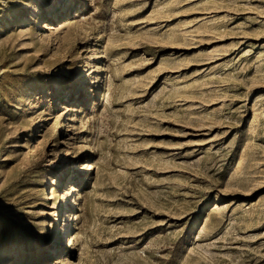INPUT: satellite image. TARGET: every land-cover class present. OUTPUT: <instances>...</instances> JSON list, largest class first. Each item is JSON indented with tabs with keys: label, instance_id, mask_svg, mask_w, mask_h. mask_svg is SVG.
<instances>
[{
	"label": "rangeland",
	"instance_id": "1",
	"mask_svg": "<svg viewBox=\"0 0 264 264\" xmlns=\"http://www.w3.org/2000/svg\"><path fill=\"white\" fill-rule=\"evenodd\" d=\"M60 1L0 0V264H264V0Z\"/></svg>",
	"mask_w": 264,
	"mask_h": 264
},
{
	"label": "bare ground",
	"instance_id": "2",
	"mask_svg": "<svg viewBox=\"0 0 264 264\" xmlns=\"http://www.w3.org/2000/svg\"><path fill=\"white\" fill-rule=\"evenodd\" d=\"M59 1H60V0H59ZM60 2H61V1H60ZM52 164H53V163H51V165H49V166L52 167ZM84 165H85V164H84ZM57 183H58V181L54 178V179H52V183L50 184V186H55ZM69 191H70L69 194H70L71 192L75 191V188H74L73 185L70 187V190H69ZM47 198H52V197H47ZM70 217H72V216L70 215ZM70 244L72 245V241H70Z\"/></svg>",
	"mask_w": 264,
	"mask_h": 264
}]
</instances>
